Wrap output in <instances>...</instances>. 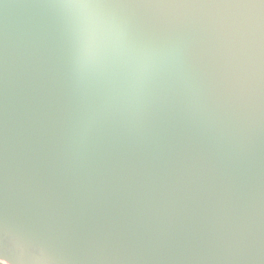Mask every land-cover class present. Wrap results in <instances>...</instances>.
Instances as JSON below:
<instances>
[{"label":"water","instance_id":"1","mask_svg":"<svg viewBox=\"0 0 264 264\" xmlns=\"http://www.w3.org/2000/svg\"><path fill=\"white\" fill-rule=\"evenodd\" d=\"M80 10L0 0V218L141 264H264V9L156 10L163 35L78 57Z\"/></svg>","mask_w":264,"mask_h":264},{"label":"snow or ice","instance_id":"2","mask_svg":"<svg viewBox=\"0 0 264 264\" xmlns=\"http://www.w3.org/2000/svg\"><path fill=\"white\" fill-rule=\"evenodd\" d=\"M38 6L80 10L66 26L62 38L78 57L105 58L114 49L118 36L122 52L144 51L163 35V24L156 10L214 7H258L264 0H34ZM2 179V177H0ZM0 256L20 264L17 251L31 247L32 264H141L137 261L108 260L94 257L138 254L139 249L85 241L68 240L59 246L65 258L57 259L58 249L44 241L29 245L23 237L3 231ZM13 249L17 250L14 251Z\"/></svg>","mask_w":264,"mask_h":264},{"label":"flooded vegetation","instance_id":"3","mask_svg":"<svg viewBox=\"0 0 264 264\" xmlns=\"http://www.w3.org/2000/svg\"><path fill=\"white\" fill-rule=\"evenodd\" d=\"M8 225L6 223V221H4L3 219L1 220L0 218V234L3 233V231H8L10 234H17L20 235L21 237H23L26 241L29 242V245H31L32 241L28 239V236L26 234H19L17 232H13L11 230L8 229ZM2 239H0V243H2ZM14 251H17L15 249H13ZM17 256L19 258V262L20 264H32V261L34 260V256L32 254L31 251V247H27L25 248V250L23 251H17ZM57 259H64L63 256L61 254H59V252H57ZM0 264H12V261L6 259L4 256H0Z\"/></svg>","mask_w":264,"mask_h":264}]
</instances>
